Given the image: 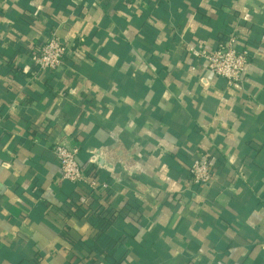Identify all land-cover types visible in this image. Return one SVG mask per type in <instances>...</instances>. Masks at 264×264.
<instances>
[{"label":"crops","instance_id":"1","mask_svg":"<svg viewBox=\"0 0 264 264\" xmlns=\"http://www.w3.org/2000/svg\"><path fill=\"white\" fill-rule=\"evenodd\" d=\"M230 33L229 86L197 54ZM62 141L108 188L61 178ZM0 264H264V0H0Z\"/></svg>","mask_w":264,"mask_h":264},{"label":"built area","instance_id":"2","mask_svg":"<svg viewBox=\"0 0 264 264\" xmlns=\"http://www.w3.org/2000/svg\"><path fill=\"white\" fill-rule=\"evenodd\" d=\"M68 44L56 33L50 32L45 40L30 55V61L36 72L57 70L62 67L68 53ZM198 58L203 62L205 70L223 78L227 84L233 85L242 79L248 61V52L237 46L235 33L227 34L212 49H202ZM60 168L61 178L75 185L88 184L91 190L108 188L107 183H98L91 175H85L77 155L79 148L69 141H62L52 147ZM212 163L206 155L194 158L188 166L190 180L195 186L209 182L213 176Z\"/></svg>","mask_w":264,"mask_h":264}]
</instances>
